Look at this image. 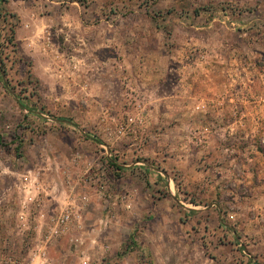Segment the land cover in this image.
Returning a JSON list of instances; mask_svg holds the SVG:
<instances>
[{
    "label": "rangeland",
    "instance_id": "1",
    "mask_svg": "<svg viewBox=\"0 0 264 264\" xmlns=\"http://www.w3.org/2000/svg\"><path fill=\"white\" fill-rule=\"evenodd\" d=\"M40 263L264 264V0H0V264Z\"/></svg>",
    "mask_w": 264,
    "mask_h": 264
},
{
    "label": "built area",
    "instance_id": "2",
    "mask_svg": "<svg viewBox=\"0 0 264 264\" xmlns=\"http://www.w3.org/2000/svg\"><path fill=\"white\" fill-rule=\"evenodd\" d=\"M24 178L25 180H27L28 176L26 175L24 176ZM22 186H23V191L25 192L27 190V183ZM40 216L43 219V221H46L47 233L49 234L48 237L51 238L53 236H58L62 232L67 231L70 227V223L74 222L75 218L77 217L79 218L80 215L78 214L75 215L72 210H61L60 213L54 214L50 217L47 216L44 212H40ZM19 218L21 222L24 223L27 220V215L22 211L19 214Z\"/></svg>",
    "mask_w": 264,
    "mask_h": 264
},
{
    "label": "crops",
    "instance_id": "3",
    "mask_svg": "<svg viewBox=\"0 0 264 264\" xmlns=\"http://www.w3.org/2000/svg\"><path fill=\"white\" fill-rule=\"evenodd\" d=\"M15 185H17V184H15ZM22 187V186H21ZM19 190V189H18Z\"/></svg>",
    "mask_w": 264,
    "mask_h": 264
}]
</instances>
